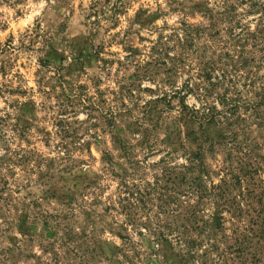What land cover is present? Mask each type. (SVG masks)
I'll use <instances>...</instances> for the list:
<instances>
[{
	"label": "rangeland",
	"instance_id": "374dc122",
	"mask_svg": "<svg viewBox=\"0 0 264 264\" xmlns=\"http://www.w3.org/2000/svg\"><path fill=\"white\" fill-rule=\"evenodd\" d=\"M224 1L249 0H0V264H170L166 172L195 150L174 93L200 107L182 88L222 51L229 24L204 11Z\"/></svg>",
	"mask_w": 264,
	"mask_h": 264
},
{
	"label": "trees",
	"instance_id": "16d2710c",
	"mask_svg": "<svg viewBox=\"0 0 264 264\" xmlns=\"http://www.w3.org/2000/svg\"><path fill=\"white\" fill-rule=\"evenodd\" d=\"M241 5L247 9L239 16L236 4L229 1L217 11H204L211 22L229 25L224 37L214 32L224 43L222 51L204 59L195 74L197 83L191 76L182 88L194 94L200 107H188L181 91L174 93L180 119L191 123L189 137L195 150L188 152L186 165L166 172L178 190L172 211L176 225L158 233L165 250L169 249L166 263L212 264L214 256L220 257L219 245H225L241 264L248 259L264 264V0ZM197 8L194 4L190 10L194 14ZM251 15L258 16L253 31L245 22ZM183 27L186 31L178 41L192 43L191 27ZM217 154L224 160L214 170L206 159ZM147 222L140 223L139 230L147 231ZM226 224L231 237L224 235Z\"/></svg>",
	"mask_w": 264,
	"mask_h": 264
}]
</instances>
